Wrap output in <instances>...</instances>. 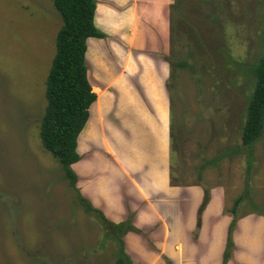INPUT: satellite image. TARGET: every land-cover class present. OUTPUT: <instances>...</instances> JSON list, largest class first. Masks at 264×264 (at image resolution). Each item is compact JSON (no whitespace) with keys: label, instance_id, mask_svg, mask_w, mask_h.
Instances as JSON below:
<instances>
[{"label":"rangeland","instance_id":"obj_1","mask_svg":"<svg viewBox=\"0 0 264 264\" xmlns=\"http://www.w3.org/2000/svg\"><path fill=\"white\" fill-rule=\"evenodd\" d=\"M174 1L167 55L174 69V179L209 192L219 187L231 221L241 198L236 225L264 217V129L251 168L242 139L255 84L251 67L264 55V0ZM62 24L52 0H0V264L116 259L117 245L106 238L99 215L80 202L40 136ZM235 228L226 233L231 255Z\"/></svg>","mask_w":264,"mask_h":264},{"label":"crops","instance_id":"obj_2","mask_svg":"<svg viewBox=\"0 0 264 264\" xmlns=\"http://www.w3.org/2000/svg\"><path fill=\"white\" fill-rule=\"evenodd\" d=\"M96 2L105 37L87 40L97 98L78 138L77 187L114 223L131 220L136 230L123 239L133 264H223L226 196L213 188L200 211L205 187L173 182L167 55L175 1ZM234 243L227 264H264V217L240 218Z\"/></svg>","mask_w":264,"mask_h":264},{"label":"trees","instance_id":"obj_3","mask_svg":"<svg viewBox=\"0 0 264 264\" xmlns=\"http://www.w3.org/2000/svg\"><path fill=\"white\" fill-rule=\"evenodd\" d=\"M54 7L60 13L63 24L58 32L57 51L46 81L47 107L41 122L40 136L44 148L51 153L62 165L65 177L69 179L73 189L78 193V199L88 212L96 213L102 220L106 238L113 240L117 245L114 264H133L125 249L123 236L129 231L136 230L131 220L114 223L106 218L102 211L83 197L77 189V174L73 164L81 158L77 150L78 138L90 116V107L97 98L93 92L89 79L86 62L87 40L90 37H105L95 24L96 0H52ZM171 68L173 64L170 61ZM183 64L177 63V67ZM255 78L254 90L249 99L246 121L243 126V144L249 146L250 168L253 161L252 148L261 137L264 129V55L251 67ZM170 80L172 78L170 77ZM169 81L171 106L174 96ZM171 132H176L171 115ZM172 138V136H171ZM174 150L172 147V158ZM176 176L173 172V182ZM179 184V183H178ZM210 192L205 189V197L201 209L209 202ZM242 199L239 198L232 208L235 216L230 230L234 229L237 221L238 207ZM107 222V223H106ZM224 253L223 264L231 258L229 249L233 247L229 237Z\"/></svg>","mask_w":264,"mask_h":264}]
</instances>
